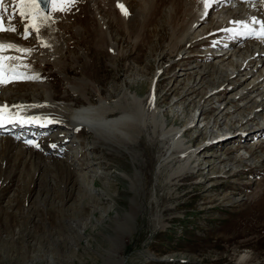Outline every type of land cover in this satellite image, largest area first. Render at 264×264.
Here are the masks:
<instances>
[{
	"label": "rangeland",
	"instance_id": "rangeland-1",
	"mask_svg": "<svg viewBox=\"0 0 264 264\" xmlns=\"http://www.w3.org/2000/svg\"><path fill=\"white\" fill-rule=\"evenodd\" d=\"M11 1L7 0L6 5ZM125 1L126 15L136 16L132 26L125 28L121 27L120 22L116 23L119 15L113 6L104 7L100 2L97 5V11L107 20L109 34L121 54L114 62L109 61L106 52L97 51L94 47V33L91 30L95 27V22L88 15L87 2L71 0V3L63 5V11H51L48 18L50 23L58 31H63L62 35L71 38L72 42L59 60L63 67L56 70L51 61L41 65L39 58L32 59L29 63L33 68H43V81L50 84L54 96L58 100L75 99L77 103L74 106L85 102L81 95L74 96L66 89L64 80L73 82L82 78V65L85 61L80 53L83 52L87 60H90L84 74L90 76L101 93L100 96L109 100L119 96L121 90L126 88V91L143 96L148 93L149 80L157 77V107L166 118L167 129L184 127L200 107L208 113L209 122L215 117V121L222 122L218 132L222 131L224 120L228 119L226 122L231 124V119L233 121L240 118L239 113H234V117L226 116L222 120L217 115L218 109L216 108V112L213 110L216 107L213 102H217L218 98L216 100L208 96L213 92V86L222 79L211 74L200 80L203 67L215 63L209 57L201 56L207 53L205 45L189 48L190 54H194L190 63L202 66L193 71H183L191 66L183 50L186 44L179 41L172 29L175 22L185 21L183 13L181 15L185 9L184 1ZM172 1L178 8L174 21L171 22L172 15L167 8ZM137 16H141L142 21ZM206 17H209V12ZM19 22V17H16L14 24L22 32L23 26ZM66 25L67 28L62 29ZM83 25L86 30L82 33L83 39L79 41L72 28ZM247 41L248 39L242 40ZM24 44L36 45L32 34L24 40ZM35 51L40 52V58L43 59L40 48L36 47ZM182 73L187 74L180 76ZM9 83L12 82H7V85ZM31 88L32 85L17 86L8 92L12 96L8 98L0 93V99L9 102L22 96H28L29 99ZM86 95L92 102L95 101L96 96L90 89ZM146 99L149 100L147 97ZM223 100L224 98L222 103ZM259 100V97L253 99L240 115L249 114L251 106L254 103L257 105ZM237 104L240 105L239 102ZM6 106L4 115L27 113L25 110ZM256 118L240 128L246 127L244 131L254 132L260 119ZM239 125L235 124V128L238 129ZM191 131L192 134L190 131L183 134V140L185 144L196 148L201 143V137L195 135L196 129ZM52 132L53 130L45 134ZM86 132L81 128V135L74 139L81 142L84 155L79 158L78 168H74L73 164L77 163L71 157L78 147L76 143L73 149L68 148L71 146L69 143L66 144V154L55 156L62 167L54 165L51 160H32L26 153H18L13 148L15 145L5 153L0 152V264H102L93 250L99 246L106 247L103 236L110 233L114 213L127 208L131 193L128 191L127 181L119 178L118 174L129 173L132 165L125 152L102 143L96 144L92 135ZM146 134L143 131L135 144L126 145L127 149H133L140 155L136 167L141 177L138 201L142 212L137 218L133 234L124 237L125 247L118 254V258H124L123 264H264V195L251 199L255 193H264L263 143L252 157L239 160L237 152L242 151L240 147L246 148L248 152L252 144L238 142L239 145H232L229 141L240 134L233 131L232 136L224 140V143H214L212 152L203 154L204 149L199 152L196 174L167 180L168 174L179 160L169 161L161 169L158 168L159 162L165 157V149L157 137L149 142ZM35 141L38 142L37 147H41L40 143L45 138H36ZM167 143L164 141V144ZM204 155L210 157L202 158ZM202 159L210 164L208 172L202 171ZM84 162L86 163L82 164ZM253 162L257 165L253 170L234 175L227 171L228 165L241 169L254 166ZM220 165L227 166L226 172L221 174ZM96 171L101 177H93ZM84 174L87 175L86 181H83ZM92 179H95V187L92 186ZM200 179L204 182L196 184ZM106 183L109 184L107 188L104 186ZM103 190L109 195H104ZM155 218L163 221V229L156 230ZM81 226L86 228L85 231L80 229ZM243 254L248 255L251 261L239 262V256ZM165 258L168 260H163Z\"/></svg>",
	"mask_w": 264,
	"mask_h": 264
},
{
	"label": "bare ground",
	"instance_id": "bare-ground-1",
	"mask_svg": "<svg viewBox=\"0 0 264 264\" xmlns=\"http://www.w3.org/2000/svg\"><path fill=\"white\" fill-rule=\"evenodd\" d=\"M81 1L88 3V15L95 22V27L91 30L94 33L93 44L95 49L97 51L101 50L106 52L109 61L114 62L121 54L119 50L116 49V42L112 40L111 35L109 34L107 20L102 18L97 11L98 2L104 7L113 6L115 8V12H117L119 16L117 20L113 19L116 23L120 22L119 24L123 28L130 26L136 16L126 15L125 0ZM161 1L162 0H158L159 3H161ZM183 1L186 11L184 12L185 9H183L181 15L183 13L184 18H182L185 21L182 19L184 23L173 22V33L176 37H179L180 42L186 44V47L183 49L185 50V53H191L189 48L202 47L205 45L204 50L210 55L207 56L203 53L201 56L203 58L209 57L211 59L210 61H214L215 63L210 66L203 65L204 72L199 75V78L200 80H203L206 77L208 78L211 74H216L217 79H222V81L217 82L216 85L213 86V92L208 96V98L213 97L216 100L218 98L217 102H213V104H216V107L213 108V110L216 112V108L218 109L217 115H220V119L222 120L227 118L226 116L232 117L234 113H239L238 116L240 117L233 121L231 119V124L228 121L226 122L228 119L224 120L223 126H226L228 130L223 133L218 132V129L221 128L220 123L222 122L215 121V117L213 125L210 127V135L204 137L200 133L197 134L199 135V138L201 137V140L204 141L199 143L196 148H192L190 144H185L183 140V134L191 131V129H186V125L193 122L194 116L191 117L189 122H186L184 127H172L167 129L166 118L162 114V110L157 107L155 92L157 77L154 78V80H149V90L147 93L149 95L145 94L146 96H139L137 95L138 93L136 94L131 91H126L128 89L126 88L121 90L119 96L109 100L106 97L100 96L101 93L94 85L95 83L90 80V76L84 74V70L90 65V60L88 61L84 53L81 52L80 55L85 61L83 63L84 65H82V69H84L82 70V78L73 82H69L65 78L64 80L65 85L67 86L66 89L73 93L74 96L81 95L85 102L74 106V104L77 103L75 99H71L70 101L64 99L58 100L54 96V91L50 84L43 81L44 77L41 72L43 68L41 66L40 68H33L29 61L39 58L41 65H46L51 61L55 69L57 68L56 70H58L63 67V64L59 60L63 57L64 52L69 48V44L72 42L71 38H65L62 35L63 31H58V28L50 23V19L45 18L44 14L48 13V16L50 17L52 10L50 6L49 10L45 11L42 0H40V8L43 9V12L38 13L36 24L41 29L39 35L43 43L38 42L37 33L30 29L36 45L24 44L25 39L21 36L24 30V24L21 22L20 18L19 25L23 26L22 32L19 30H17L16 33L0 32V43L15 44L20 48L33 49L30 54H22L14 50L0 51V56L18 57V59L15 60L5 59L3 61L2 76H0V79L3 81L0 82L1 96L9 98L12 94L8 92L17 86L32 85L33 87L31 88V98L29 99L27 98L28 96L19 97L13 102L0 99V107L5 105L15 106L17 109L25 110L27 112L26 115H18L15 113L12 115H4L3 113L2 115L12 117V121H15V124L17 121H24L26 117L35 118L33 122H28V126L21 131L13 132L10 131L11 128L7 126H0V147L2 149L0 152L5 153V151H8L12 145H15L13 148L16 149L18 153H26L29 158H32V160H51L55 163L54 165L62 167V163L58 164L55 156L59 157L61 154H66V144L69 143L71 146L68 148L73 149L76 143L78 144V147H76V151H73L71 157L73 156V161L77 163L73 164L74 168H78L77 165L80 160L79 158L84 155L81 148V142H76L74 139L81 135V128H83L92 135V139L96 144L102 143L114 147L117 151L125 152L130 158L132 170L129 173L122 172L121 174H118L119 178L127 181L128 191L131 193L127 208L114 213L112 217L113 225L110 226V233L103 236L107 243L106 247L101 248L99 246L97 249L93 250V252L101 259L102 264H123L124 258H118V254L125 247L124 237L133 234L136 228L137 218L142 212L141 204L138 201L141 188V177L139 170L136 167V165L139 164L140 155L133 149H127L126 145L135 144L143 131L147 132L146 137L149 142L157 137L159 141H161L162 148L165 149V157L159 162L158 168L161 166L163 167L169 161L179 160V163L168 174L167 180L181 177L183 175L191 177V174H196V172H198L196 160L199 152L202 149H204L203 154H205V152H212L214 149V143L217 142L218 145L224 143V140L232 136L233 131L240 132V134L229 141L232 145H239L237 144L238 142L241 144L244 142H250V144H252V146H249L247 152L249 153V157L246 158V153L241 152L240 154L244 155H239V160L249 159L253 156L255 151L261 148L262 143L264 145V125L263 127H260V129L256 126L257 128L255 127L256 129L254 132L251 130L244 131L246 127L240 128V126L242 127L248 121H252L256 117V120L260 118V120L263 121L262 123H264V0H207L209 7H205L206 0ZM6 4L7 0H5L3 5L5 8ZM176 8L178 7L174 5L173 1L169 3L167 10L172 15L171 22L174 21L173 17L177 14ZM171 9L173 10L170 12ZM8 12L14 13V9L12 11L8 10ZM207 12H209V14L210 12L212 13L211 18L206 17ZM137 17L140 20L142 18L141 16ZM7 20L8 16L5 15V21L7 22ZM5 26H7V24H5ZM211 26H213L212 29ZM66 28L67 25L62 27V29ZM85 30L86 26L84 25L82 27L74 26L72 28L74 36L79 41L83 39L82 33ZM243 39H248V41L242 42ZM36 47L40 48L41 54H43V59L40 58V52L35 53ZM193 57L194 54L189 56L188 60L191 66L183 71H193L202 66L190 63V59ZM187 73H182L180 76ZM13 74L17 75L14 76ZM159 75L161 74H158V76ZM238 76L239 78H237ZM25 77L38 78L27 79ZM10 81L12 83L7 85V82ZM89 89L96 96V99L93 102L86 97L88 95H86V93ZM249 90H252V92H249ZM221 94H223V96H221ZM146 97L149 99L148 101H146ZM226 97L228 98L225 99ZM258 97L260 98V102L257 105L254 103L251 106L252 110L249 114L241 116L240 114L248 108V105L253 99ZM223 98L224 102L222 103ZM238 102L240 103L239 106L237 104ZM218 117L219 116H217V118ZM235 124H240L238 129L235 128ZM33 125L34 127L31 128ZM51 130H53L52 133L45 134ZM214 130L216 133H214ZM225 132L229 135H224ZM50 135H55V137H50ZM39 136L40 138H46L44 142L40 143L42 144L41 147H37L38 145L35 143L34 139L31 140L32 138ZM207 138L211 144L202 147V144ZM28 141H31L32 143H27ZM164 141L168 143L164 144ZM211 147H213V149H207ZM234 148L236 149L237 147ZM235 149L233 152H235ZM209 157L210 156L204 155L202 158ZM181 158L183 159L181 160ZM201 161H203V164L200 165L202 171L208 172L210 164L204 162V159ZM85 163L86 162L82 164ZM253 165L254 166L246 168L241 167L238 171L234 170L238 167L228 165L227 171H231V174L234 175L245 170H253L257 166L255 162H253ZM219 167L221 169V174L222 172H226V165L222 167L220 165ZM203 168L206 169L204 170ZM85 174L83 175V181L87 180V175ZM93 177H101V174H98L96 171L94 172ZM212 178H214V176L210 179ZM201 182L204 181H201L200 179L199 181H196V184H200ZM92 186L95 187V179H92ZM104 186L107 188L109 184L106 183ZM105 191L107 190L105 189ZM105 191L103 190V194L109 195V193L107 192V194ZM263 195V191L257 194L255 193L252 195L251 199ZM111 198H113V196ZM101 218L103 219V216ZM154 226L156 227V230H161L164 228V223L160 218H155ZM80 229L85 231L84 229L86 228L81 226ZM98 249L102 252L100 253ZM144 256L149 258L146 254H144ZM163 260L168 259L165 258ZM238 260L239 262L246 263L250 260V257L243 254L239 256ZM53 263L51 262L50 264Z\"/></svg>",
	"mask_w": 264,
	"mask_h": 264
},
{
	"label": "snow or ice",
	"instance_id": "snow-or-ice-1",
	"mask_svg": "<svg viewBox=\"0 0 264 264\" xmlns=\"http://www.w3.org/2000/svg\"><path fill=\"white\" fill-rule=\"evenodd\" d=\"M14 5V13H9L8 10L3 6L5 3V0H0V32H17V27L13 23V20L18 16L21 20V22L24 24V30L21 34L23 39H28L31 35L30 29L32 31H35L37 33V40L40 43H43L40 39V27L36 24L37 15L40 12H43V9L40 8V0H12ZM49 4L51 5V10L53 11H63V5L71 3V0H48ZM205 7H209V4L207 3V0L205 2ZM5 15L8 16L7 22L5 21ZM45 18H49L48 13H45ZM7 24V26H5ZM5 50H14L16 52H20L22 54H30L33 49H25L20 48L18 45L15 44H2L0 43V51ZM7 60H15L18 59L16 56H0V76H2V70H3V61ZM16 76L17 74H13ZM27 79H37L38 77H25ZM0 82H3L2 79H0ZM8 106H2L0 107V122L3 121V112L4 109ZM15 107V106H13ZM27 143H32L31 141H28Z\"/></svg>",
	"mask_w": 264,
	"mask_h": 264
},
{
	"label": "water",
	"instance_id": "water-1",
	"mask_svg": "<svg viewBox=\"0 0 264 264\" xmlns=\"http://www.w3.org/2000/svg\"><path fill=\"white\" fill-rule=\"evenodd\" d=\"M42 3H43L44 10L47 11L48 10V6H49L48 0H46V2H45V0H42Z\"/></svg>",
	"mask_w": 264,
	"mask_h": 264
}]
</instances>
